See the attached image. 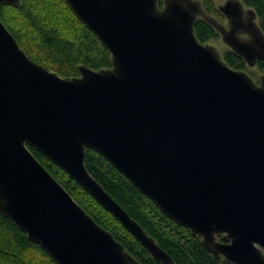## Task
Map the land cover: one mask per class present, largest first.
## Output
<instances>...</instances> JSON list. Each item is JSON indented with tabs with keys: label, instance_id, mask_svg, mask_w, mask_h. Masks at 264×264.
<instances>
[{
	"label": "water",
	"instance_id": "95a60500",
	"mask_svg": "<svg viewBox=\"0 0 264 264\" xmlns=\"http://www.w3.org/2000/svg\"><path fill=\"white\" fill-rule=\"evenodd\" d=\"M111 68L64 78L35 62L2 21L0 213L56 264H141L33 155L61 168L160 264L169 254L86 168L109 161L158 209L229 264H264V75L257 84L196 37L214 27L250 67L264 62L253 9L226 0H64ZM163 3L161 8L160 3Z\"/></svg>",
	"mask_w": 264,
	"mask_h": 264
},
{
	"label": "trees",
	"instance_id": "16d2710c",
	"mask_svg": "<svg viewBox=\"0 0 264 264\" xmlns=\"http://www.w3.org/2000/svg\"><path fill=\"white\" fill-rule=\"evenodd\" d=\"M62 8L71 34L62 30L57 20H53L48 9H40L32 0H21L19 7L5 6L2 21L16 38L22 49L35 62L64 78L79 76L78 67L87 66L98 71L111 68L110 53L73 14L64 0H56ZM207 14L221 17L216 2L223 0H200ZM246 8L253 9L259 26L264 32V0H240ZM161 8L163 3H160ZM18 12L24 20L25 29L16 28L6 20V12ZM60 11V10H59ZM69 21V24L67 23ZM57 21V22H56ZM195 34L200 43L206 44L219 37L217 31L203 20L195 26ZM36 51V56L33 51ZM224 61L234 70L246 72L245 61L228 50ZM264 73V62L256 64ZM38 161L73 196L81 207L102 227L109 230L141 264H160L114 217L105 211L88 193L76 184L61 168L34 148H29ZM86 168L94 179L113 199L135 220L158 246L171 256L175 264H229L217 259L202 245L199 237L169 219L141 191H139L109 161L94 151H86ZM63 175V179L60 178ZM86 198L90 204L86 205ZM28 255L32 258L28 260ZM0 264H56L37 244L28 240L12 221L0 213Z\"/></svg>",
	"mask_w": 264,
	"mask_h": 264
},
{
	"label": "rangeland",
	"instance_id": "374dc122",
	"mask_svg": "<svg viewBox=\"0 0 264 264\" xmlns=\"http://www.w3.org/2000/svg\"><path fill=\"white\" fill-rule=\"evenodd\" d=\"M34 3H36L37 7L40 9H48L50 11H47L51 14L52 19L53 20H57L58 23L60 24L62 30L66 31V34H71L74 28L73 24L72 27L70 29H68L64 24H66V19L65 16L63 15V12L61 11L62 8L59 7L58 3L56 0H32ZM226 0L223 1H218L216 2V8L218 9V7L220 5H224ZM60 10V11H59ZM214 18H216V20L221 23L222 25L226 26L227 25V21L225 19V17L222 15V17H217V16H213ZM6 20L8 21L9 24H11L12 26L16 27V28H22L25 29V24H24V20L22 19V16L13 10H8L6 12ZM56 21V22H57ZM70 20H67V23L69 24ZM210 45L214 46L221 54L222 58L224 55V52L228 49V47L222 42L221 40V36L216 39V40H212L209 42ZM34 54L37 56V52L34 50L33 51ZM40 55H38L39 57ZM247 74H249L251 76V78L257 83H260V79L261 77L264 75L263 73L259 72L257 69H252L249 68L246 71ZM61 179H63V175L60 174L59 175ZM83 198V197H82ZM84 201H86V205L90 204L89 201H87L86 198H83ZM28 260L30 261V259L32 260V258L30 257V255H28Z\"/></svg>",
	"mask_w": 264,
	"mask_h": 264
},
{
	"label": "flooded vegetation",
	"instance_id": "af4514ba",
	"mask_svg": "<svg viewBox=\"0 0 264 264\" xmlns=\"http://www.w3.org/2000/svg\"><path fill=\"white\" fill-rule=\"evenodd\" d=\"M220 14H221V13H220ZM221 17H222V14H221ZM219 37H220V35H219ZM219 37H218V38H219ZM228 50H229V49H227L226 51H228ZM226 51H225V52H226ZM225 52H224V53H225ZM248 67H249V66H248ZM249 68H250V67H249ZM252 69H257V68H256V66H255V67H252ZM263 74H264V73H263Z\"/></svg>",
	"mask_w": 264,
	"mask_h": 264
}]
</instances>
